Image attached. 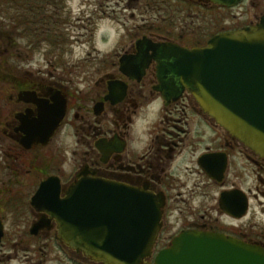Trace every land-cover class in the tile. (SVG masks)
<instances>
[{
	"label": "flooded vegetation",
	"instance_id": "flooded-vegetation-1",
	"mask_svg": "<svg viewBox=\"0 0 264 264\" xmlns=\"http://www.w3.org/2000/svg\"><path fill=\"white\" fill-rule=\"evenodd\" d=\"M186 1L238 10L229 23L219 17L210 31L202 12L188 13L196 28L184 32L143 22L133 42L95 56L101 63L90 76L19 64L0 71V264H104L62 239L58 215L83 177L126 188L122 201L129 188L163 199L143 264H154L186 230L221 232L264 248V218L257 220L252 207L253 199L264 205V158L210 116L189 89L166 102L157 89L159 62L146 61L150 43L201 47L217 33L257 24L264 0ZM143 36L153 42H136ZM80 200H88L86 192L76 193Z\"/></svg>",
	"mask_w": 264,
	"mask_h": 264
},
{
	"label": "water",
	"instance_id": "water-1",
	"mask_svg": "<svg viewBox=\"0 0 264 264\" xmlns=\"http://www.w3.org/2000/svg\"><path fill=\"white\" fill-rule=\"evenodd\" d=\"M211 1L233 6L242 0ZM136 42L153 41L143 36ZM151 57L159 62L157 89L166 102L189 89L210 116L264 158V15L255 25L213 35L201 47L150 43L146 61ZM63 114L62 106L60 119ZM78 191L88 200L76 202ZM121 191L126 188L111 181L79 180L58 215L65 243L104 264H143L159 231L163 199L129 188L122 201ZM2 235L0 221V240ZM154 264H264V248L221 232L186 230Z\"/></svg>",
	"mask_w": 264,
	"mask_h": 264
},
{
	"label": "rangeland",
	"instance_id": "rangeland-1",
	"mask_svg": "<svg viewBox=\"0 0 264 264\" xmlns=\"http://www.w3.org/2000/svg\"><path fill=\"white\" fill-rule=\"evenodd\" d=\"M65 5L61 18L66 20L59 27L64 37H47L38 42L29 36L13 39L5 36L0 47V53L6 57L5 62L0 63L1 72H9L19 64L36 72L74 71L89 75V71L97 70L101 63L95 56L107 55L119 43L133 42L137 26L143 22L146 27L162 25L169 29L175 26L178 32H184L196 28L188 13L202 12L209 20L206 26L210 31L219 17H225L228 19L225 23H229L238 10L201 9L186 0H66ZM172 22L175 25L172 26ZM186 38L181 40L186 41ZM54 42L63 43L55 47ZM252 203L255 217L261 220L264 205L256 199ZM254 210L251 208V215Z\"/></svg>",
	"mask_w": 264,
	"mask_h": 264
},
{
	"label": "trees",
	"instance_id": "trees-1",
	"mask_svg": "<svg viewBox=\"0 0 264 264\" xmlns=\"http://www.w3.org/2000/svg\"><path fill=\"white\" fill-rule=\"evenodd\" d=\"M65 1L0 0V42L5 36L9 39L29 36L38 42L47 37H64L59 27L66 20L61 18Z\"/></svg>",
	"mask_w": 264,
	"mask_h": 264
}]
</instances>
